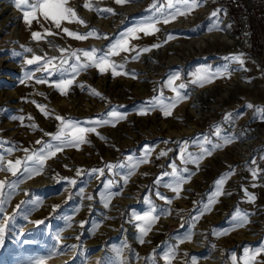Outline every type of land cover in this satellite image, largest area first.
I'll return each instance as SVG.
<instances>
[{
	"label": "rangeland",
	"instance_id": "rangeland-1",
	"mask_svg": "<svg viewBox=\"0 0 264 264\" xmlns=\"http://www.w3.org/2000/svg\"><path fill=\"white\" fill-rule=\"evenodd\" d=\"M197 3L67 0L85 24L62 21L56 29L39 11L26 23L14 0H0V264H244L264 248V0ZM150 17L158 31L125 37L135 50L109 57L123 65L117 75L89 67L61 94L59 74L41 67L50 61L52 71L62 60L68 67L77 50L86 62L84 50L99 56ZM63 28L97 35L77 40ZM34 56L41 60L29 65ZM205 74L211 82L201 86ZM101 117L114 123H97ZM69 121L95 131L41 166L38 150L59 145L53 137L61 129L70 139ZM187 153L202 156L186 163ZM181 175L177 193L169 185ZM238 213L247 214L243 226ZM255 264H264V253Z\"/></svg>",
	"mask_w": 264,
	"mask_h": 264
},
{
	"label": "snow or ice",
	"instance_id": "snow-or-ice-1",
	"mask_svg": "<svg viewBox=\"0 0 264 264\" xmlns=\"http://www.w3.org/2000/svg\"><path fill=\"white\" fill-rule=\"evenodd\" d=\"M115 2L117 4H122L124 3V0H115ZM179 2H181L186 9H193L195 7L198 6L197 0H191V3L189 2V0H179ZM200 2H202V0H200ZM67 4V0H14V5L15 7H17L18 9L22 10V15H23V19L26 23L31 24L32 20L36 18V13L37 11H39L45 20H50L54 25L56 29H60L61 28V23L62 21H67L69 23L73 22V21H77L80 24H85V21L79 19L77 17L76 11L74 9H72L71 7H66L65 5ZM172 5L169 4V7H171ZM84 7L88 8L90 7L88 4H85ZM155 7V6H154ZM101 11H106L108 13H112L113 10L112 9H103ZM148 11H151V9H149ZM157 11H160V9H157ZM219 10L214 11L211 15L212 16H216ZM174 18V16L172 17ZM159 22V21H153L152 18H149L148 22H144L142 25L139 26H135L133 28H130L127 30V32L122 33L121 34V39L117 40L114 44H110V46H108V51L107 52H103L101 51L100 55L97 56L96 53L98 50L96 49H91V50H84L83 51V57L85 58L86 62H81V58L80 55H78V53L80 52V50H77L76 52H72L70 55L71 57H73L75 59V63L69 64L68 67H64L65 64H68L67 60H62L60 63L59 67L54 68L52 71H49V62H45L41 67L42 69L49 75H54V74H59L60 79L58 80V82H56L54 84V86L59 89V91L61 92V94H67L68 89L72 86L73 82H74V76L75 74H77L79 71L82 70H86L89 67H97L99 68L100 72H105L108 70V68H111L112 70V74L113 75H117L119 74L116 69L118 67H123V65H117L115 62H112L110 60V56L111 55H119L120 52H131L134 51V48H130L129 47V39H126L125 37H131V38H138L133 36L134 33L136 32H143L144 35H150L155 31H158V29H156L154 27V23ZM164 23H168L170 22V19L165 18ZM211 30V29H209ZM63 32L71 37V38H75L77 40H84L90 37H93L94 35H97L96 30L92 29L90 31H88L87 33L81 34V33H77V32H73L70 31L68 28H63ZM48 35H52V32H48ZM171 35V34H169ZM32 36L34 39H40L41 38V34L39 32H33ZM107 38V37H105ZM159 45H152V47H158ZM149 48H145L142 49V51H149ZM28 51H31L30 49H28ZM61 52H64L65 49H61ZM55 59V58H53ZM133 60L138 59V54L136 56L132 57ZM231 59L238 61L241 65L244 64V60L240 57V56H233L231 57ZM41 60V57L39 56H34L33 58L29 59L27 61V63L29 65L33 64L34 62H38ZM41 70L40 68L37 69V71ZM246 70V69H245ZM66 77H71V78H66ZM178 78V77H176ZM211 82V76L208 74L202 75L199 78V82L201 83V86L203 84V82ZM37 83H46L45 80L43 79H39L37 80ZM169 83L171 84L172 81L170 80ZM81 87H83V85H81ZM180 89H184L185 85L184 84H180L179 85ZM94 95L99 96L100 93L93 91ZM178 98H183V97H178ZM38 109H40L42 112H44L45 115H47L44 106L43 105H37ZM152 108L155 107H160L161 110L164 111V114L170 115L171 112L170 110H168L165 105L161 104H157L155 101L152 102L151 105ZM248 107H252L251 105H248ZM151 110V109H149ZM141 114H145L144 112H141ZM107 115H109L110 117H113L115 119H123V116H121L119 113L112 111L110 113H108ZM56 120L63 122V118L60 116L55 117ZM97 123H104V124H108V123H114L113 120H107V119H103L101 118H97ZM69 124H73V122L69 121ZM79 122H76V124H73V127L75 128V131L73 132L71 138H67L64 134L63 129L60 130V132L55 135L53 137L54 140L56 141H60V144L57 146H53L52 144H48L45 148H41L38 150L39 155L38 157H36L37 162L42 166L44 161L49 158L50 156H54L55 153L57 151H61L63 149L64 146L66 145H73V144H78V143H82V142H86L85 138H84V133L89 132V131H95L94 128H86V127H79L78 126ZM217 135H219V133H217ZM228 141L225 140V143H227ZM37 144H42V141H37ZM184 143H187V141H185ZM206 143H211L210 141H206ZM53 147H55V151H53ZM202 147V154L203 153H207V154H211L209 149L207 148H203ZM213 147L219 148L220 145L216 144L213 145ZM27 151V150H26ZM45 152L47 153L45 155ZM201 154V156H202ZM165 155V153H161V156ZM201 156H197L195 158H193L191 153H187V157L182 156V159H185V162H192V163H196L198 159L201 158ZM34 157L33 156H27L25 164L27 165L28 162L33 161ZM16 165H20L21 161L20 160H16L15 161ZM10 167H11V162H10ZM25 172H28L29 169L26 166L24 168ZM184 173H188L189 170L187 168H184L182 170ZM13 175H16V172L13 171ZM162 175H167V174H162ZM190 175V173H189ZM225 179L226 177H221L220 179H218L216 181V185H217V190H216V195H222V186L225 183ZM185 177L183 175L175 177L174 180V184L173 185H169L170 187H172V190L174 192H179L180 189V185L184 182ZM74 183V182H73ZM159 195V194H158ZM167 199V198H165ZM250 199H254V197H250ZM214 202V198L210 199L208 202V205L205 209H203L202 211L206 212L212 205V203ZM2 203V202H0ZM3 212V208L2 206H0V213ZM238 216L240 217L238 219L237 222V226H243V224L247 223V214H239ZM139 218V217H138ZM154 218V217H153ZM0 231H2V229H0ZM143 234H146L147 232V228L142 229L141 230ZM143 242V241H142ZM260 253H264V248H261L258 252H256L255 254H251L249 256V258L244 262V264H255V256L259 255ZM51 255V253L49 254ZM172 254H169V257H165V260L167 261L170 256ZM37 264H39V262H37Z\"/></svg>",
	"mask_w": 264,
	"mask_h": 264
},
{
	"label": "bare ground",
	"instance_id": "bare-ground-1",
	"mask_svg": "<svg viewBox=\"0 0 264 264\" xmlns=\"http://www.w3.org/2000/svg\"><path fill=\"white\" fill-rule=\"evenodd\" d=\"M126 7V6H125ZM5 9V8H4ZM152 38V37H151ZM149 54L147 53L146 56H148ZM5 58V57H4ZM2 58V59H4ZM148 58V57H147ZM2 65V64H1ZM165 65V64H164ZM154 68V67H153ZM146 77V76H145ZM201 90V89H200ZM208 90V89H207ZM199 92V91H198ZM204 93V92H203ZM200 103V102H199Z\"/></svg>",
	"mask_w": 264,
	"mask_h": 264
},
{
	"label": "built area",
	"instance_id": "built-area-1",
	"mask_svg": "<svg viewBox=\"0 0 264 264\" xmlns=\"http://www.w3.org/2000/svg\"><path fill=\"white\" fill-rule=\"evenodd\" d=\"M246 31H248V29H247V30H245V31H243V34H244ZM248 35H249V34H248Z\"/></svg>",
	"mask_w": 264,
	"mask_h": 264
}]
</instances>
